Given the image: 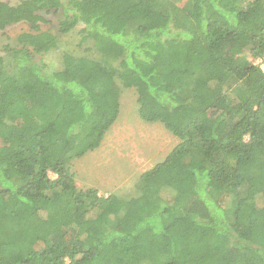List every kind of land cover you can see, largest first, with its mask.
<instances>
[{
  "label": "trees",
  "instance_id": "1",
  "mask_svg": "<svg viewBox=\"0 0 264 264\" xmlns=\"http://www.w3.org/2000/svg\"><path fill=\"white\" fill-rule=\"evenodd\" d=\"M21 23L0 56V264H264V0L0 1V32ZM75 30L91 54L60 50ZM121 89L179 140L129 199L70 170Z\"/></svg>",
  "mask_w": 264,
  "mask_h": 264
},
{
  "label": "rangeland",
  "instance_id": "2",
  "mask_svg": "<svg viewBox=\"0 0 264 264\" xmlns=\"http://www.w3.org/2000/svg\"><path fill=\"white\" fill-rule=\"evenodd\" d=\"M16 5L20 0H0ZM41 31L55 33L59 14H42ZM27 24H16L0 32V56L5 46H16V38L29 32ZM60 50L74 55H89L90 41H82L79 30L61 36ZM120 112L106 133L100 147L72 161L70 170L79 189L94 188L101 196L114 194L123 199L133 197L141 178L159 165L178 144L166 129L143 122L138 115L137 96L132 89H121ZM51 178H55L50 174Z\"/></svg>",
  "mask_w": 264,
  "mask_h": 264
},
{
  "label": "built area",
  "instance_id": "3",
  "mask_svg": "<svg viewBox=\"0 0 264 264\" xmlns=\"http://www.w3.org/2000/svg\"><path fill=\"white\" fill-rule=\"evenodd\" d=\"M263 61H264V58H263ZM261 67H262V69L264 70V66L262 65Z\"/></svg>",
  "mask_w": 264,
  "mask_h": 264
}]
</instances>
